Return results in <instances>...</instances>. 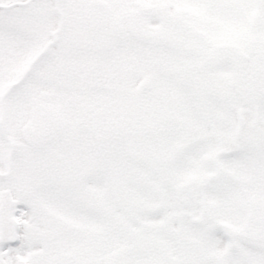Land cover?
I'll list each match as a JSON object with an SVG mask.
<instances>
[{
	"label": "snow or ice",
	"instance_id": "snow-or-ice-1",
	"mask_svg": "<svg viewBox=\"0 0 264 264\" xmlns=\"http://www.w3.org/2000/svg\"><path fill=\"white\" fill-rule=\"evenodd\" d=\"M0 264H264V0H0Z\"/></svg>",
	"mask_w": 264,
	"mask_h": 264
}]
</instances>
